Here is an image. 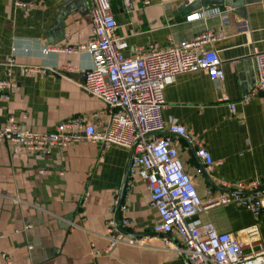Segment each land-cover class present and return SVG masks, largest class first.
Instances as JSON below:
<instances>
[{
  "label": "crops",
  "instance_id": "1",
  "mask_svg": "<svg viewBox=\"0 0 264 264\" xmlns=\"http://www.w3.org/2000/svg\"><path fill=\"white\" fill-rule=\"evenodd\" d=\"M16 1L0 0V81L15 83L3 92L8 98L0 100V129L9 117L40 133L81 118L105 131L106 105L82 88L90 55L49 51L88 41L90 1L18 0L40 2L33 8L17 7ZM184 1L191 0H130L129 10L123 0H111V5L116 34L127 44L125 57L152 44H180L201 34L215 37L206 48L217 52L223 80L217 83L204 71L177 76L163 92L161 113L165 123L197 134L213 162H222L207 171L195 146L173 137L206 204L226 191L223 184L264 181V98L254 61V52L264 51V0H243L238 9L210 5L183 13ZM216 12L226 14L227 21ZM251 92L252 98L241 102ZM230 104H235L233 112ZM128 161L127 149L111 145L103 150L101 142L84 138L41 154L21 150L11 155L0 144V264H5L4 255L11 264H186L154 234L158 215L149 205L145 182L134 178L127 185ZM123 218L131 223L127 231L152 238L151 246L119 244L105 253L107 223L119 224ZM197 218L233 235L256 223L264 244V218L254 220L242 208H208ZM171 241L178 246L176 236Z\"/></svg>",
  "mask_w": 264,
  "mask_h": 264
},
{
  "label": "built area",
  "instance_id": "2",
  "mask_svg": "<svg viewBox=\"0 0 264 264\" xmlns=\"http://www.w3.org/2000/svg\"><path fill=\"white\" fill-rule=\"evenodd\" d=\"M89 1L92 31L88 41L76 46L49 48V51L90 55L91 66L84 73L82 88L106 105L108 121L105 131H98L94 124L81 118H71L51 132L40 133L9 117L7 125L0 129V144L11 155L21 150L41 154L52 148L65 149L81 138L90 143L101 142L103 150L111 145L123 147L129 152L127 185L134 178L145 182L149 205L159 218L153 232L162 236L164 245L182 256L186 264H264V244L258 224L233 235L221 233L213 223L197 218L208 208L229 204L246 210L254 220L264 218V181L223 184L226 187L223 194L203 203L193 179L184 169L173 137L193 144L197 158L207 171L222 162H213L197 134L183 126L167 124L161 116L165 104L163 92L177 76L204 71L217 83L223 80L217 52L206 48L215 37L201 34L180 44L171 43L164 47L152 44L134 57H125L122 50L127 44L116 34L118 23L111 0ZM39 3L17 0L15 6L33 8ZM123 5L129 10L130 0H123ZM214 14L227 21L226 14ZM254 61L257 88L264 98V51H255ZM21 69L41 73L35 68ZM14 88L15 83L0 81V100L8 98V93H3L5 90L9 92ZM253 95L252 92L244 95L241 102H248ZM229 108L233 112L235 104H230ZM119 209L126 212L127 207L120 205ZM130 226L128 218H123L119 224L112 220L107 223L105 253L119 244L141 248L151 246L152 238L130 234L127 231ZM175 236L179 240L178 246L171 241ZM93 253L99 252L93 249ZM3 259L5 264H11L8 256L4 255Z\"/></svg>",
  "mask_w": 264,
  "mask_h": 264
},
{
  "label": "water",
  "instance_id": "3",
  "mask_svg": "<svg viewBox=\"0 0 264 264\" xmlns=\"http://www.w3.org/2000/svg\"><path fill=\"white\" fill-rule=\"evenodd\" d=\"M210 5H224L228 8L238 9L242 7L243 0H191L184 1L179 9L183 11V13H187L189 11L197 10L202 6Z\"/></svg>",
  "mask_w": 264,
  "mask_h": 264
}]
</instances>
